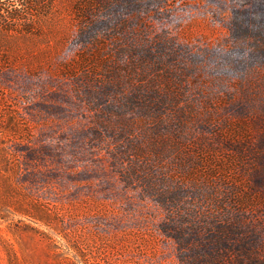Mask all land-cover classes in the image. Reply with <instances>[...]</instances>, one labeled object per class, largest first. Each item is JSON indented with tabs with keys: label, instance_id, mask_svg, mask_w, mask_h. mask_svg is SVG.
Returning a JSON list of instances; mask_svg holds the SVG:
<instances>
[{
	"label": "rangeland",
	"instance_id": "1",
	"mask_svg": "<svg viewBox=\"0 0 264 264\" xmlns=\"http://www.w3.org/2000/svg\"><path fill=\"white\" fill-rule=\"evenodd\" d=\"M12 1L0 264H264V0Z\"/></svg>",
	"mask_w": 264,
	"mask_h": 264
},
{
	"label": "trees",
	"instance_id": "2",
	"mask_svg": "<svg viewBox=\"0 0 264 264\" xmlns=\"http://www.w3.org/2000/svg\"><path fill=\"white\" fill-rule=\"evenodd\" d=\"M45 5L18 6L12 0H0V29L4 31L38 33L42 31L40 23L44 17ZM12 100L0 95V132L7 131L16 140H28L31 130L22 118ZM2 124L3 127H2ZM7 142H0V176L1 172L9 173L14 170V161L6 148ZM7 178V177H6ZM72 249L75 248L72 246ZM83 264H89L81 257ZM65 264H75L65 258Z\"/></svg>",
	"mask_w": 264,
	"mask_h": 264
}]
</instances>
